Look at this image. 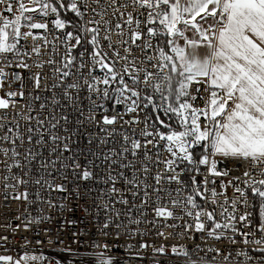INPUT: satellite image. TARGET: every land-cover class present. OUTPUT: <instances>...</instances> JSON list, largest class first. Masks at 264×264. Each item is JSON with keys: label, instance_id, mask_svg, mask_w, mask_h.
I'll return each instance as SVG.
<instances>
[{"label": "built area", "instance_id": "built-area-1", "mask_svg": "<svg viewBox=\"0 0 264 264\" xmlns=\"http://www.w3.org/2000/svg\"><path fill=\"white\" fill-rule=\"evenodd\" d=\"M11 2L14 8L17 7L16 0ZM121 4L129 5L127 9H122L123 17L120 13L111 15V9L106 17L113 28L116 23L123 24L127 13L132 11L131 0H117V6ZM4 8L5 5L0 4V15L11 17L12 14L5 12ZM81 10H85L82 5ZM141 11L146 15L147 9ZM73 15L75 16L74 13ZM91 15L89 12L88 17ZM139 18L143 20L145 17ZM55 19L54 13L33 17L32 22H44L47 29H29L23 26L28 22L22 21L21 32L31 31L37 39L34 40L32 36L25 39L22 36L17 44L19 55L8 53L0 56V99L7 102V107L0 108V149H9L7 155L0 151V257H11V260H0V264H99L100 258L109 260L110 264H186L189 259L199 261L203 258L208 264H212L213 257L216 258L215 264H221L223 256L229 253L230 260L235 264L236 261L243 260V257L235 255L239 250L247 251L254 257L261 256V253L252 251L255 245L245 246L241 243L244 237L239 234L252 231L256 238L261 235L255 230L259 224L261 201L251 190L253 180L264 179L260 175V167H253L251 160L218 155L210 159L216 160V170L222 174L213 175L209 172L210 165L198 164L202 154L198 158L194 155L196 165L183 162L176 169L182 182L178 185L175 181L169 183L167 180L168 176L175 173L164 171L163 161L169 158V154L164 151L165 142H159L156 148L148 145L149 155L152 157L150 161L144 159L143 148L138 151L137 157H133L130 151L121 157L119 153L124 147L131 148V140H139L142 144L145 142L146 138L141 133L146 124L150 126L156 123L160 130L155 118L159 115L165 121L166 115L162 111H154L151 105L145 108L146 101L143 97L154 96L157 105L161 104V97L154 94L151 87L145 89L141 83L140 107L136 112H127L125 103L116 105L113 97L98 101L103 107L93 109L94 120H86L91 107L87 88L68 90L66 85L76 81L78 77L72 75L61 81L58 79L59 74H54V68L59 66L64 51L55 38L63 37L65 31H74L56 29L53 24ZM142 28L146 33V27ZM144 39H147L146 35L135 45L130 42L126 45L132 50L129 59L136 57L138 66L146 67L149 72H159V69L152 67L155 60L151 64L140 63L146 56L156 55L152 49H148L145 54L137 46L142 45ZM45 40L48 41L47 44ZM115 40L116 36L113 35V41ZM71 43L74 44L75 41ZM54 44L59 54L53 52ZM155 44L156 41L153 40V45ZM35 46L40 47V55L32 51ZM84 47L91 51L90 45H84L74 50V55L78 56ZM103 47L111 55L106 41L103 42ZM123 54L121 48V55ZM50 58L55 59L57 64H48ZM38 64H42V67H37ZM116 67L120 70L122 65L118 63ZM69 71L75 73V68ZM83 71L86 75L87 68ZM37 73L40 76L39 87L36 84ZM94 75L102 76L103 72L97 68ZM142 77L143 73L141 79ZM125 79L131 86V80L127 77ZM79 83L83 84L82 77L79 78ZM53 84H58L59 87L53 88ZM205 87L204 83H193L189 88L193 107L205 106L208 97ZM65 91L69 92L72 99L65 97ZM192 96L196 99L193 100ZM92 99L96 100L97 97L93 94ZM41 105L44 107L41 108ZM105 115L110 118L115 116L116 122L104 125L102 119ZM63 117H67V121ZM38 121H43V125H38ZM201 122H205L203 117ZM52 124L57 126L52 128ZM29 128L33 130L31 133L28 132ZM9 129L12 131L9 132ZM148 130L155 131L151 127ZM17 134L20 139H15ZM5 135L7 140L3 139ZM30 135L31 143L28 141ZM41 135L44 142L36 144ZM53 135L60 138L55 143L51 139ZM125 135L129 137L128 142L124 140ZM102 140L106 142L101 143ZM13 148L19 153L16 157L12 156ZM30 151L34 156L29 155ZM157 151L160 152L159 162ZM105 156L109 159L106 160ZM51 161H56L55 165ZM130 163L133 166L121 167V164ZM144 165H147V173L142 170ZM84 170L92 173L90 179H82ZM246 171L249 172L248 176L244 175ZM134 173L139 182V186L135 188L126 182ZM157 174L164 176L160 185L154 179ZM109 176L114 180H109ZM38 179L41 180L40 184L35 183ZM20 180L26 183L18 182ZM44 180L49 181L52 186L49 187ZM144 184L149 187L145 189ZM56 185H62L65 190H56ZM113 185L118 191L109 194ZM156 187L163 189L160 192L163 197L161 205H167L171 209V198L177 196L175 189L180 187L181 199L192 195L201 208L214 212L215 219L221 223L224 222L221 211L227 208L231 212L232 202L235 201L234 215L237 220L234 223L239 232L233 234L230 230H225V237L219 240L209 237L207 232L212 229V222L202 216L200 219L205 224V230L197 232L194 230V217L185 215L180 208L173 209V218L157 217L154 212L157 206L156 193L153 191ZM238 188L241 191H237ZM145 190L149 193L147 205L143 203ZM133 191L137 193L136 196L132 195ZM168 191L171 192V198L167 196ZM196 191L201 195L197 196ZM122 198L128 203H118ZM105 204H108L107 209ZM116 211L120 212L119 218L116 217ZM245 213H251L249 219L252 228L239 222V216ZM129 218L142 222L129 224ZM105 222H109L108 228H103ZM117 224L122 226L117 228ZM189 225L192 227L189 228ZM228 237L238 243L232 244ZM247 238L252 239V236ZM173 247L178 251L182 248L188 255L173 254ZM160 248L164 250L162 253L156 251ZM215 249L220 250V255H217ZM25 256L40 259L26 262L22 259Z\"/></svg>", "mask_w": 264, "mask_h": 264}, {"label": "snow or ice", "instance_id": "snow-or-ice-1", "mask_svg": "<svg viewBox=\"0 0 264 264\" xmlns=\"http://www.w3.org/2000/svg\"><path fill=\"white\" fill-rule=\"evenodd\" d=\"M16 3L17 7L14 8L11 0H0V4L5 5L4 11L12 14L11 17L0 15V56H5L8 53L19 55L17 44L22 36L25 39L29 36H32L34 40L37 39L31 31L21 32L22 21L28 22L23 26L29 29H47L46 23L32 22L33 17L25 15V13L37 11V7H29L24 3V0H16ZM29 3L38 6L39 12L43 16H47L49 13L56 14V19L53 21L56 29L63 30L71 27L75 30L65 31L63 37L55 38L63 46L64 51L59 66L54 68V74H59L58 79L61 81L72 75L78 77L76 81L66 85L68 90L79 91L81 87L87 88L91 107L86 120H94L93 109L103 107L98 101L113 97L116 105L125 103L127 112H136L140 107L142 89L139 86L141 83L145 89L151 87L153 93L159 94L161 97V104L157 105L154 96H144L145 108L151 105L154 111H162L166 116L173 114L176 117L180 130L172 128L171 124L166 123L157 115L156 122L167 128L168 131H160L156 127V123L150 126L146 124L141 133L146 138L145 142L142 144L139 140H131V148L124 147L119 153L121 157L129 151L133 157H137L138 151L143 148L144 159L150 161L152 157L149 155L148 145L156 148L159 142H165L163 147L164 151L169 154V158L163 161L164 171L165 173H175L167 177L169 183L172 181L178 185L182 183L179 173L176 172L181 163L197 164V161L194 160V150L197 147L203 149L198 164L210 165L209 172L213 175L222 174L216 170V160L210 159V157L214 158L219 155L224 158L251 160L253 167H260V175L264 176V0H131L132 11L127 13L123 24L116 23L114 28L111 21L106 19L109 16V9H111V15L115 16L116 13H120L123 17L122 9H127L128 4L117 6V0H104L103 4L101 0H70V3L65 5L63 0H55V4H58L60 9L71 11L79 18V23H72L60 17L58 8L50 0H29ZM81 5L85 9L84 11L81 10ZM92 5H96V7ZM142 9H147L146 15L141 11ZM89 12L92 13L90 18L88 17ZM140 16L145 18L141 20ZM209 18L212 23L208 28H204L201 21L207 23ZM142 26L146 27V33ZM187 31H193L194 35H198L199 38H188L185 35ZM113 35L116 36L115 42ZM145 35L147 39H144L142 45L137 46L145 54L148 49H152L156 55L146 56L145 60H141L140 63L151 64L155 60L156 63L152 64V67L159 69V72H149L146 67L138 66L136 57L129 59L132 50L126 45H129V42L135 45ZM73 40L74 44L71 43ZM153 40L156 41L155 46ZM179 40H183V46L178 43ZM105 41L108 49L111 50V55L104 50L103 42ZM45 43L47 44L48 41L45 40ZM84 45H90L91 51L89 52L87 47H84L83 51H79L78 56L74 55V50ZM201 46L208 49L207 54L203 57L198 51ZM121 48L123 55H121ZM52 50L59 54L55 44ZM32 51L40 55L39 46L33 47ZM77 60H79L78 64ZM47 63L57 64V61L50 58ZM118 63L122 65L120 70L116 67ZM23 66L27 67V65ZM37 67H42V64H38ZM73 68H75V73L69 71ZM85 68H87L86 75L83 71ZM97 68L103 72L102 76L94 75ZM141 73H143L142 79ZM160 73L163 75L161 76ZM80 77L83 78L82 85L79 83ZM125 77L131 80V86ZM174 77H179L177 86L173 85ZM39 79L40 76L37 73V87H39ZM193 83L206 85L204 90L208 93V97L202 108L193 107L188 101L189 88ZM113 84L116 87H111ZM100 85L104 87L101 88ZM52 87H59V85L53 84ZM198 91L199 89H197ZM93 94L97 97L96 100L92 99ZM65 97L72 99L68 91H65ZM173 97H175V102L172 100ZM191 98L196 99L195 96ZM5 107H7V102L0 99V108ZM43 107L44 105H41V108ZM81 115L83 116V111H81ZM202 117L204 123L201 122ZM25 119H31V117H25ZM63 119L67 121V117H63ZM115 122V116L111 118L107 115L103 116L102 123L104 125H113ZM134 122L138 123L139 121ZM38 125L42 126L43 121H38ZM56 126V124L51 125L52 128ZM149 127L155 131H149ZM8 131L11 132L12 129ZM32 131V128L28 129L29 133ZM147 137H153V139H147ZM20 138L19 134L15 137V139ZM3 139L7 140V135ZM51 139L55 143L60 138L53 135ZM124 140L128 142L129 137L125 135ZM28 141L31 143V135L28 137ZM43 142L41 135L40 139L36 140V144ZM105 142L101 141V143ZM65 150H67V145H65ZM0 151L7 155L9 149H0ZM11 151L13 157L19 155L15 148ZM29 155L34 156L31 151ZM156 157L159 162V151H157ZM105 159L107 160L109 157L105 156ZM50 163L55 165L56 161ZM41 166L45 167L43 164ZM129 166L133 165L131 163L129 165L121 164V167ZM142 170L147 173V165H144ZM244 175L248 176L249 172L246 171ZM91 177L90 171L82 172V179L88 180ZM154 179L156 184L160 185L164 176L157 174ZM109 180H114V178L109 176ZM18 182L26 183L23 180ZM126 182L134 188L139 186L135 173ZM192 182L195 184V179ZM35 183L40 184L41 180L38 179ZM44 183L49 184V187L52 186L47 180H44ZM252 184L253 195L258 196L261 201L259 224L255 229L261 235L256 238L252 231L240 232L239 234L244 237L240 242L245 246L255 245L252 251L262 255L254 257L247 251L239 250L235 255L243 257V260L236 261L235 264H264V187L256 186H264V179L253 180ZM55 187L58 191L65 190L62 185ZM148 187L147 184H144L145 189ZM117 191L113 185L109 189V194H114ZM153 191L156 193L155 203L157 206L154 212L157 217L173 218L175 216L173 209L180 208L185 212V215L194 217V230L197 232L205 230V224L200 218L206 216L213 225L212 229L207 232L209 237L219 240L225 237V230H230L233 234L239 232L234 223L237 220L234 215L235 201L232 202L233 210L231 212L221 206L223 210L220 215L224 219V222L221 223L215 219L214 212L201 208L192 195L181 199L182 189L180 187L175 189L177 193L175 198H171L170 191L167 192V196L171 198V209L160 203L163 199L160 192L163 189L156 187ZM237 191L241 190L238 188ZM37 195L39 198V194ZM132 195L136 196L137 193L133 191ZM196 195L199 196L201 193L196 191ZM213 195L215 196L214 190ZM144 197L143 203L147 205L149 197L147 190L144 192ZM24 198H27L26 195ZM118 203L127 204L128 201L122 198ZM104 207L107 209L108 204H105ZM113 210L115 211V209ZM250 215L251 213H245L239 216V222L247 228H252ZM119 216L120 212L116 211V217L119 218ZM141 222L139 219L129 218V224ZM116 226L120 228L122 225L117 224ZM108 227L109 222H105L103 228ZM249 236H252V239H248ZM228 239L232 244L238 243L231 237ZM156 251L162 253L164 250L160 248ZM215 251L217 255H220L219 249H215ZM172 252L176 255H188L182 248L178 251L176 247H173ZM230 256L231 253L224 255L221 264H233ZM22 259L27 262L28 260L35 261L40 257L25 256ZM215 259L213 257L212 264H215ZM0 260H11V257H0ZM99 264H110V261L100 258ZM186 264H208V262L203 258L199 261L189 259Z\"/></svg>", "mask_w": 264, "mask_h": 264}, {"label": "rangeland", "instance_id": "rangeland-1", "mask_svg": "<svg viewBox=\"0 0 264 264\" xmlns=\"http://www.w3.org/2000/svg\"><path fill=\"white\" fill-rule=\"evenodd\" d=\"M51 2H52V0H51ZM24 3L27 4L29 7H37V11H35V12H28V13H25V15H30V16H32V17H39V16H41V14H40V12H39V8H38V6L31 5V4L29 3V0H24ZM58 9H59V8H58ZM59 12H60V11H59ZM68 12L71 13V11H68ZM210 20H211V18L208 19L207 23L204 22V24H206V25L209 26ZM211 23H212V22H211ZM211 23H210V24H211ZM178 79H179V78H178ZM178 79H176V86H177V81H178ZM172 100H173V102H175V97H173ZM188 101L190 102V97H188ZM171 115H172V114H171ZM169 116H170V114L167 115L166 117H164V118H165V122L171 124L172 128H174V129H176V130H180L176 117L173 115V116H171V119H169ZM160 130H161L162 132H167V131H168L167 128H164V127H162V126H160ZM197 148H200V147H197ZM202 154H203V153H202Z\"/></svg>", "mask_w": 264, "mask_h": 264}, {"label": "trees", "instance_id": "trees-1", "mask_svg": "<svg viewBox=\"0 0 264 264\" xmlns=\"http://www.w3.org/2000/svg\"><path fill=\"white\" fill-rule=\"evenodd\" d=\"M52 3H54V6H56L57 8H59V5L58 4H55V0H52ZM63 3L65 4V5H67L68 3H70V0H63ZM59 11H60V17L62 18V19H66V20H68V21H71L72 23H79V21L77 20V18L73 15V13L71 12H68V11H65L64 9H60L59 8ZM67 30H70V29H72V30H74L73 28H71V27H67L66 28ZM75 31V30H74ZM179 77H174L173 78V85L174 86H176V79H178ZM170 116H173V114L171 115L170 114ZM203 153V149L202 148H196L195 150H194V155H195V157L196 158H198L201 154Z\"/></svg>", "mask_w": 264, "mask_h": 264}, {"label": "crops", "instance_id": "crops-1", "mask_svg": "<svg viewBox=\"0 0 264 264\" xmlns=\"http://www.w3.org/2000/svg\"><path fill=\"white\" fill-rule=\"evenodd\" d=\"M197 19H199V18H197ZM211 22H212V20H210V23H211ZM210 23H209V24H210ZM201 24L203 25L204 28H208V27H209L208 25L204 24L203 21H201ZM185 35H186L188 38H190V39H198V38H199L198 35H194L193 31H187V32L185 33ZM178 43L181 44V46H183V43H184V42H183V40H179ZM198 51H199L200 56L203 57L204 55L207 54L208 49H207L206 47L201 46V47L198 49Z\"/></svg>", "mask_w": 264, "mask_h": 264}]
</instances>
